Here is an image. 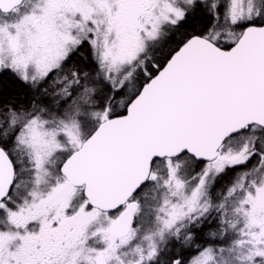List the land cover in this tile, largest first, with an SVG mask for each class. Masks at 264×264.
Segmentation results:
<instances>
[{
	"label": "snow or ice",
	"instance_id": "6c2138e0",
	"mask_svg": "<svg viewBox=\"0 0 264 264\" xmlns=\"http://www.w3.org/2000/svg\"><path fill=\"white\" fill-rule=\"evenodd\" d=\"M193 244L264 264V0H0V264Z\"/></svg>",
	"mask_w": 264,
	"mask_h": 264
},
{
	"label": "trees",
	"instance_id": "16d2710c",
	"mask_svg": "<svg viewBox=\"0 0 264 264\" xmlns=\"http://www.w3.org/2000/svg\"><path fill=\"white\" fill-rule=\"evenodd\" d=\"M177 39H179V37H177ZM172 46L174 45H170V47ZM94 69H95V65L89 62L87 70L94 71ZM5 79L8 80V89L10 93L16 94L20 102L26 103L28 100L32 99V94L28 92L27 88L24 85L20 84L19 82L13 83L9 78H5ZM197 242L203 244L206 241L201 237L198 238ZM177 255L181 256L185 260V264H187V261L196 255L195 244H193L190 247H185L181 245L172 246L170 248L169 256H177Z\"/></svg>",
	"mask_w": 264,
	"mask_h": 264
},
{
	"label": "rangeland",
	"instance_id": "374dc122",
	"mask_svg": "<svg viewBox=\"0 0 264 264\" xmlns=\"http://www.w3.org/2000/svg\"><path fill=\"white\" fill-rule=\"evenodd\" d=\"M168 49H165L164 52L166 53ZM164 53H158V55H163ZM95 70V69H94Z\"/></svg>",
	"mask_w": 264,
	"mask_h": 264
}]
</instances>
